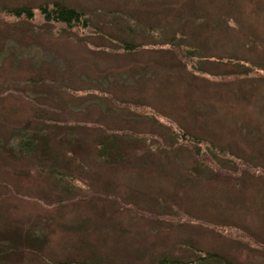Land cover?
I'll use <instances>...</instances> for the list:
<instances>
[{
    "label": "rangeland",
    "instance_id": "374dc122",
    "mask_svg": "<svg viewBox=\"0 0 264 264\" xmlns=\"http://www.w3.org/2000/svg\"><path fill=\"white\" fill-rule=\"evenodd\" d=\"M0 234L4 264H264V0H0Z\"/></svg>",
    "mask_w": 264,
    "mask_h": 264
},
{
    "label": "trees",
    "instance_id": "16d2710c",
    "mask_svg": "<svg viewBox=\"0 0 264 264\" xmlns=\"http://www.w3.org/2000/svg\"><path fill=\"white\" fill-rule=\"evenodd\" d=\"M12 12V11H11ZM11 12H9L11 14ZM15 12V11H14ZM39 14L41 16H43L44 20L46 22H56V23H64L68 26L72 25L73 23H80L82 21L83 18V14L81 12H79L78 10H76L73 7H67V6H62L59 4H55L52 7H48V5L46 6H41L39 9ZM16 16H25L30 20H34L35 18V13L33 10L28 9V8H24V9H20L17 10L15 12ZM3 236L0 234V237ZM4 245V241H0V246ZM7 256L3 255V252L0 250V264H4V258H6ZM179 263V261H168V260H162L161 262H159V264H175ZM72 264V263H70ZM82 264H88V263H82Z\"/></svg>",
    "mask_w": 264,
    "mask_h": 264
}]
</instances>
